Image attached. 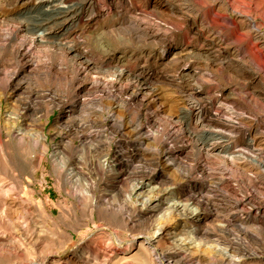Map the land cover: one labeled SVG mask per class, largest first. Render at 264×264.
<instances>
[{"label":"rangeland","instance_id":"374dc122","mask_svg":"<svg viewBox=\"0 0 264 264\" xmlns=\"http://www.w3.org/2000/svg\"><path fill=\"white\" fill-rule=\"evenodd\" d=\"M37 1L0 0V264H41L46 256L44 264H162L141 246L158 226L166 232L159 247L175 264H264V0H225L230 7L223 10L207 0H167L161 7L156 0H131L127 13L106 2L107 10L66 40L45 39L33 49L43 68L20 78L23 87L14 91L9 80L23 61L1 38L19 24L33 26L48 17ZM208 9L209 24L244 47L257 71L227 54L231 66L207 60L211 38L198 36L192 20L206 17ZM248 24L260 29L263 41ZM152 30L160 40L150 38ZM82 41L99 60L85 80L68 51ZM168 49L175 52L162 60ZM140 55L144 60L137 61ZM115 56L120 62L102 65ZM122 70V88L154 90L149 110L139 118L152 114L151 138L129 125L130 119L139 121L135 105L115 109L121 136L111 127L110 99L82 88ZM195 87L201 88L197 96ZM54 93L65 103L56 102ZM97 97L101 102L92 103ZM80 98L83 103L73 106ZM205 99L202 123L196 122V110L185 116L192 102ZM67 109L73 111L63 117ZM173 131L174 141L168 138ZM25 132L40 133V141H27ZM207 137L231 149L207 151ZM165 142L178 148L189 173L164 162ZM118 146L124 161L116 170L111 165ZM150 180L152 193L141 187ZM147 195L162 197L160 209L142 210ZM196 208L199 221L188 216Z\"/></svg>","mask_w":264,"mask_h":264},{"label":"bare ground","instance_id":"6f19581e","mask_svg":"<svg viewBox=\"0 0 264 264\" xmlns=\"http://www.w3.org/2000/svg\"><path fill=\"white\" fill-rule=\"evenodd\" d=\"M166 1L167 0H156V7L163 6L164 4H166ZM252 1L253 0H251V2ZM37 2H38V3H36L37 6H39L40 9L48 15V17L47 18L45 17V19H42V20L38 19V21L36 23H34L33 26L29 25V23L28 24H26V23L19 24L18 26H16L15 29L11 30L3 38H1V41H3V43H4L3 44L4 47L8 48L11 51L13 50L18 56L21 57V59L23 61L22 68L18 71H15L11 75L10 80H9V83L14 85L13 89H12L14 91H18L20 88L23 87V83L20 82V78H22V77L26 78V74L32 73V71L40 74V69L43 67L40 64V62L35 58L36 56H33V49H37L38 45L40 43L42 44L45 39H53V38L57 37L61 41L66 40L67 38H69L72 35L73 30L75 28H77L81 23H91L99 14L102 13V10L103 11L107 10L106 2L109 3V6L111 7V9L113 11L121 12V13L122 12L127 13L128 8L132 5L131 0H38ZM207 2H211L215 5H221L220 8L222 10L228 9L230 7L229 3L225 0H207ZM205 13H206V17H203V18H201L200 15H198V14L195 15V17L192 20V24H193L192 30L193 31L196 30V34H198V36L199 35L203 36V37L207 36V37L211 38V40L209 42V46H210L209 49L206 51L205 54L203 53L206 56L207 60L213 64L214 63L216 64L219 62V64L222 66H231L232 65L231 62L225 61L224 54H227V57L232 56L233 59H235L238 62L244 61L243 66L247 67L248 70L251 71L253 68H255L253 61L250 60L251 58L249 60L246 59L247 53L245 52L246 50L244 51V49H243L244 47L243 48L240 47L238 49L236 46H234L235 43L233 41H230V39H228V37L220 31V28H216L215 26L209 24V22L213 20L212 19L213 18V12L210 9H208ZM157 26L160 27L161 25H157ZM247 28L249 30H251V32L254 33L255 39L257 41H263L262 32L260 31V29L258 27H256L255 25L252 27V25L248 24ZM56 29L60 30L61 33L56 32ZM148 35L153 40H160L159 34L156 31L152 30L151 33L148 32ZM84 36L85 35L83 33L82 34L80 33L78 35V37H80V38L81 37L83 38ZM19 39L21 40V42L17 45V41ZM83 45L84 44L82 41V43H79L78 45H69L68 46L69 54L72 55L71 60L74 64V66L76 67V70L78 73L77 75H79L81 77V80L87 79L88 76L86 75V72L90 71L91 69H94L96 67V64L99 63L98 62L99 60L97 61L94 58V56L91 54L90 50L83 47ZM262 45H264V41H263ZM175 49H168V50L163 51V53L160 55L161 59L162 60L168 59L170 57V55L175 52ZM136 59H137V61L138 60L142 61V60H144V57L140 55V56H137ZM120 60H121L120 57L115 56L114 58L112 57V58H110L104 62L102 61V65H104V64H106V65L110 64L111 65L114 61L120 62ZM145 61H146V63L149 62L148 59ZM257 69H254V70L257 71ZM254 70H252V71H254ZM187 71H188V68L183 69V71H182L184 73L183 76L188 75L187 73H185ZM143 72L144 71L141 70V72H139L137 76L140 77L141 75H143ZM122 75H123V70L120 72V74L115 76L116 78L114 77L108 81H105V80L100 79V78H96L91 82L90 85L85 84V85H83L82 88L84 89V91H87V92H92L94 90H97V91L100 90L101 93L103 94L102 97L110 99V101L113 103V104H111V108L114 111V112H112V114L109 117V119L111 118V120H112L111 121L112 125L111 124L110 125L116 134H121V136H124V133H122L123 132V124H122L121 120L118 118V116L116 115L115 109L125 108V107L130 108V107L135 105L136 109H135L134 113H135V115L137 114V117L139 119V118H141L144 111H146L147 109L149 110V108H150L149 102L152 101L151 99H153V97L155 95H154V90L151 89L148 92L147 90L146 91L142 90L137 85L128 87L126 89L122 88V86L119 84V80L122 79L121 78ZM186 77H188V76H186ZM194 90L196 91L195 92L196 94H194V95L197 96L200 93L201 88L195 87ZM55 93H54V96L52 95L53 99L56 102H58L59 104H64L65 103L64 97L62 98V96H61V98H60L59 94H55ZM192 97H194V96H192ZM100 100H102V98L97 97L92 101V103L98 102ZM207 102H208V99H207V101L205 99V101L201 102V103L199 101L192 102L191 108L186 109L184 111L185 116L192 115L194 110H196V122L202 123L204 121L203 120L204 117L208 114L207 110L205 109L206 106H203V103L206 104ZM82 103L83 102L80 98V99H77L75 102H73V106H78V105H81ZM72 111H73V109H67L64 112L63 117L70 116ZM150 115H146L147 117H145L143 120L139 119V121H134V120L130 119V121H129L130 127L133 128V130L136 132V134L141 133L144 138H151L153 136V134H155L153 131L154 128L152 126L154 119H153L152 114H150ZM177 123H179V122H177ZM65 129L67 131L70 128L67 127ZM22 134H23L22 137L25 138L27 141H29L30 139H34L35 141L36 140L40 141V133H38V134L33 133V135H32V134L25 132ZM177 137H178L177 132L173 131L172 134L170 135V137H168V138H170L171 140L173 139V141H174ZM117 143L122 145L123 140H120ZM219 143H220L219 141H217L215 138H211V137H207L202 142L203 146L205 148H207V151H211V152H213L214 149L222 148V146ZM249 144H250V146L254 147V145L256 144L255 139L252 141L250 140ZM122 148H120V146L117 147L116 156H115V158H113L114 160H113L112 165H111L116 170L121 169L122 163L124 161V154H123L124 152L122 151ZM162 148H163V150H162ZM162 148H161V152L163 154V160L166 164H168L172 167H179L180 169H183V171H185L186 173H189L190 170L188 168V165L186 164L185 160L181 157V154L178 153V150H177L178 148L176 146L170 147V145L168 146V144L165 142V143H163ZM222 149L223 150H230L231 146L226 145V146H223ZM56 152H55V155H56ZM198 165L200 167V162L198 163ZM205 171H206V167L203 166V168L200 169V173L203 174ZM69 174L73 175L74 170L71 169ZM152 181L150 180L148 183L146 182L141 187L144 188L149 193H152V191H154L156 189V187H151ZM251 195H252L251 193H248V196L246 199L250 200ZM162 205H163V201H162V197L160 195H158V196L147 195V197H145L141 202L142 210L146 209V210L154 211L158 208L160 209V207ZM174 206L176 208H178L181 206V204L175 201ZM244 215H246V214L244 213ZM249 215H250V213H249ZM188 216L190 218H192L194 221H199V219H200L199 209H197V208L194 209L192 212H190L188 214ZM156 230L157 231L155 233L148 235V236H145V238H144L145 243L144 242L141 243V246L146 244L147 247L152 252H154L156 255L159 256V258L162 261L161 262L162 264H175L173 257L168 256L166 253L167 251L163 248L166 251L165 252L163 249L161 250L159 247V243H160L164 233H166L164 231L165 230L164 227L158 226V229H156ZM237 245H239V243ZM45 259L46 260L41 264H44L45 262H47L49 260V257L46 256ZM32 264H37V263L33 262Z\"/></svg>","mask_w":264,"mask_h":264}]
</instances>
